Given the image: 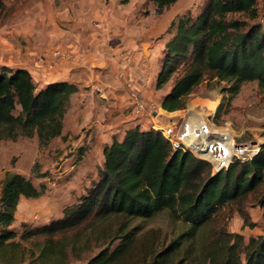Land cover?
I'll return each instance as SVG.
<instances>
[{
  "label": "rangeland",
  "instance_id": "rangeland-1",
  "mask_svg": "<svg viewBox=\"0 0 264 264\" xmlns=\"http://www.w3.org/2000/svg\"><path fill=\"white\" fill-rule=\"evenodd\" d=\"M207 2L177 0L160 9L152 0H0V65L29 70L38 88L56 80H68L77 86L61 135L42 142L38 134L6 137L0 128V194L9 172L21 173L36 187L44 188L39 197L21 198L13 229L23 233L62 217L64 208L76 202L97 179L104 146L136 125H155L174 145H183L207 159L183 137L187 120L196 116L202 127L212 130L211 139L221 140L224 134L214 130L226 128L232 132L235 146L243 148L236 147L238 151L231 160L246 159L260 150L264 145V87L257 81L244 83L228 100L226 89L230 84L208 77L188 96L185 108L167 111L161 105L173 81L156 88L164 66L165 44L175 33L179 18L198 14ZM256 6L257 18L247 13L233 16L249 25H264V0H257ZM132 90L144 110H137ZM196 138L198 144L203 141ZM41 173L47 176L40 177ZM263 193L264 183L246 198L224 205L198 241H204L213 230H222L230 238L239 233L245 247L251 237L263 233V208L259 204ZM187 228L185 221L169 211L152 218L113 216L96 227L101 233L105 230L108 238L95 237L92 229H77L82 234L76 236L77 246L86 239L89 243L80 252L72 251L76 230L66 234L69 242L64 252L58 258L49 256L47 262L41 256L42 237H17L20 247L14 251V258L7 261L2 255L0 264H86L103 246L110 245L114 235L127 231L140 237V247L155 251ZM118 241L115 239L111 248ZM241 259L244 264V253Z\"/></svg>",
  "mask_w": 264,
  "mask_h": 264
},
{
  "label": "trees",
  "instance_id": "trees-1",
  "mask_svg": "<svg viewBox=\"0 0 264 264\" xmlns=\"http://www.w3.org/2000/svg\"><path fill=\"white\" fill-rule=\"evenodd\" d=\"M152 1L162 9L177 0ZM256 5L257 0H208L198 14L179 18L175 33L165 44L164 66L156 81V88L162 89L173 79L161 101L165 110L185 108L188 96L208 77L230 84L228 100L246 82L257 81L264 87V25H249L233 16L247 13L257 18ZM76 91L77 86L68 80L50 81L38 88L29 70L0 65L3 135L38 134L42 142L61 135ZM103 153L97 179L64 208L63 216L23 233L12 227L20 200L39 197L44 188L21 173H7L0 194V256L6 255L7 261L14 258L20 247L17 237H42L41 256L47 262L49 256L58 258L64 252L70 231L76 230L72 251L80 252L89 243L86 239L77 246L82 236L77 229H92L95 237L108 238L105 230L96 229L108 217L152 218L169 211L188 228L167 246L149 251L138 245L140 237L127 231L114 235L118 243L113 248L114 240L103 246L86 264H243L242 253L244 264H264V225L263 233L251 237L245 247L239 233L230 238L222 230H213L204 241H198L224 205L246 198L264 183V145L252 156L235 157L226 168L214 171L209 160L183 145H174L161 130L136 125L122 138L113 137ZM259 204L264 220V193ZM58 235L63 237L56 239Z\"/></svg>",
  "mask_w": 264,
  "mask_h": 264
},
{
  "label": "bare ground",
  "instance_id": "bare-ground-1",
  "mask_svg": "<svg viewBox=\"0 0 264 264\" xmlns=\"http://www.w3.org/2000/svg\"><path fill=\"white\" fill-rule=\"evenodd\" d=\"M184 130H186L184 132L185 135H183L185 140L196 148V151L199 155L216 163V167H220L221 165H227L232 159V157L235 155V153L238 151L234 144L232 132L229 129L221 128L214 130L224 133L226 134V136L222 134L221 140L211 139L210 137H212V130H209L206 127H202L201 121L199 122V119H197L196 116H191L187 120ZM200 134H203V136H199ZM196 136L198 137L196 138L198 140L199 138H202L203 141H201L200 144L194 141ZM209 139L212 140V142H209ZM207 140L209 143L207 142Z\"/></svg>",
  "mask_w": 264,
  "mask_h": 264
},
{
  "label": "built area",
  "instance_id": "built-area-1",
  "mask_svg": "<svg viewBox=\"0 0 264 264\" xmlns=\"http://www.w3.org/2000/svg\"><path fill=\"white\" fill-rule=\"evenodd\" d=\"M55 54L60 55V52L56 51ZM129 85L131 86L130 83H129ZM130 94H131L132 98L134 99L137 110H139V111L144 110L145 109L144 104L139 100L137 92L132 90ZM153 113H155V111H153ZM152 126H153V128H156L155 125H152ZM159 130H161V129H159ZM162 132L164 133V131H162Z\"/></svg>",
  "mask_w": 264,
  "mask_h": 264
},
{
  "label": "water",
  "instance_id": "water-1",
  "mask_svg": "<svg viewBox=\"0 0 264 264\" xmlns=\"http://www.w3.org/2000/svg\"><path fill=\"white\" fill-rule=\"evenodd\" d=\"M236 147H237L239 150H241V149L243 148L242 145H236ZM231 161H232V160H230L229 163H230ZM229 163H228L227 165H221L220 167H218V166L216 167V166H215L216 163L212 162V166L215 168L216 171H219V170L223 169L224 167L226 168V167L229 165Z\"/></svg>",
  "mask_w": 264,
  "mask_h": 264
}]
</instances>
